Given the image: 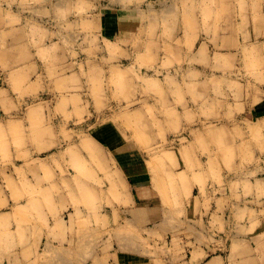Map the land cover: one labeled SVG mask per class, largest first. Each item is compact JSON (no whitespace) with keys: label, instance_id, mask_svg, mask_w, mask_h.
<instances>
[{"label":"crops","instance_id":"crops-1","mask_svg":"<svg viewBox=\"0 0 264 264\" xmlns=\"http://www.w3.org/2000/svg\"><path fill=\"white\" fill-rule=\"evenodd\" d=\"M104 1L6 0L3 5L5 0H0V57L6 54L2 55L4 62L0 58V80L4 78L12 92L24 83L36 92L44 78L52 81L60 76L70 78L63 81V87L78 86L73 80L84 67L83 58L79 60L84 53L92 60L86 71L97 78L102 65L97 61L95 66V53L108 55L112 62L118 59L116 55L122 59L137 56L140 64L156 57L150 62L153 65L161 57V66L162 61L173 63L182 58L187 40L192 48L189 59L205 58L206 47L198 44L200 33L195 32L194 38L180 36L179 29L186 22L196 28L225 23L228 31L220 38L225 43V56L233 53L237 57L233 50L238 27L249 18L255 27L259 25L253 32L264 34V0H205L206 17L196 12L185 18L166 16L162 22L175 27L165 26L163 34L150 31V24H156V18L150 19V15L154 4L167 0ZM174 1L170 7L173 12L183 6L181 0ZM186 5L202 7L195 0H187ZM218 10L223 12L219 16ZM168 45L170 52L164 49ZM5 50L11 52L12 59L19 55L21 59L17 57L13 63ZM49 59L57 60L52 67L58 69L64 64L70 71L52 76L47 68L45 74L43 67L48 66ZM220 64L227 72L235 70L228 66V60H220ZM190 69L200 72L196 66ZM172 77L158 82L167 106L162 116L164 133L157 135V142H163L164 136L169 139L172 150H166L167 156L175 160L167 159L162 152L153 163L145 137L135 139L132 133L133 139L129 130L114 120L90 122L85 125L78 149L91 158L80 144L83 139H92L106 155L98 154L99 162L86 159L84 175L72 188L74 193L66 190L60 194L59 207L54 211L59 217L57 225L50 218L42 225L20 219L19 207L27 204L21 199L36 197L30 198L25 190L22 197L7 188L0 191V264H95V256L98 264H264V90L245 101L247 93L241 82L225 79L224 87L230 86L234 95L230 99L229 90L221 84L216 89L212 80L194 78L183 86ZM135 82L127 84L130 87ZM145 83L150 85L148 80ZM5 88L0 86L4 94L0 98L6 108L12 109L16 99ZM213 88L221 94L209 102L207 94ZM99 98L92 96L91 101H104ZM81 100L67 95L66 107L78 113L81 107L76 109V101L89 121L92 117L86 102L90 98ZM211 103L215 107L210 115L205 114V109L211 110ZM180 105L182 110L177 109ZM219 119L223 123L210 130L196 126L201 121ZM9 120L15 123L20 119ZM143 125L141 118L140 128ZM177 129L181 131L173 135ZM25 163L5 166L11 178L17 181L24 169L42 173L40 163ZM30 206L36 209L38 204ZM95 233H102V238L95 241Z\"/></svg>","mask_w":264,"mask_h":264},{"label":"rangeland","instance_id":"rangeland-1","mask_svg":"<svg viewBox=\"0 0 264 264\" xmlns=\"http://www.w3.org/2000/svg\"><path fill=\"white\" fill-rule=\"evenodd\" d=\"M173 1L167 0L154 4L150 19L151 16H154L156 18V24H150L149 26L152 33L155 31L156 33L163 34L165 26L167 28L175 27V24L171 25V23L162 22V19L166 16L171 17L172 14L175 17L179 15L180 18H185L187 15L194 16L195 12L197 15L204 16L203 4L205 0H195V2L200 1L202 7L190 8L186 5L187 0H181L183 6L180 4L179 9L176 7L177 9L174 12L170 8ZM104 2L107 1L105 0ZM174 3H178V0H175ZM3 5H6V0ZM246 11L250 13L249 8ZM217 12L218 16L223 13L221 10ZM244 17L245 19L247 18L246 16ZM242 19L244 20L243 17ZM253 19H256V17ZM197 26L198 28L194 25L188 26L186 22L185 24L183 23V29L181 27L179 29L181 37L192 36L194 38L195 32L201 34L198 39V44L206 47V56L205 58H196V60L192 59L195 61L194 63L189 59L192 48L188 47L190 41L187 40L184 42L185 55L182 58L180 56L173 63H165L162 61L161 66H158L161 57L157 61V64L153 65L150 62L156 57L150 58L147 63L140 64L137 56L122 59L116 55L118 59L115 58L116 60L112 62L109 60L111 57H108V55L102 53L97 56V53H95V66L98 62H101L100 64L102 65V69L100 68L99 72L96 73L97 78L93 76V72L86 71V65L92 60H88V55L84 53L82 57H79V60L83 58L81 66L84 64V67H82L80 73H75L78 75L73 80L74 83H78V86L73 84V86L63 87L61 85L63 81L65 79L70 80V78H67V76L61 78L60 76L52 81L44 78V84L42 86H36V92L34 90L31 92L30 87L27 85L24 86V83L23 86L14 88V93L10 90L4 78L0 80V86H3V88L6 87V93L9 92L16 99V103L12 105L13 108L9 109L5 107L4 101L0 98V111L5 112L0 113V166L3 165L1 167L2 169L0 168V191L3 193L7 188L13 191L15 196L20 197L26 191V194L30 198L36 197L32 199H21L22 202L27 204L23 208L19 207L20 210L17 213L20 219L28 218L33 223L42 225L47 223V220L50 218L56 222V225L58 224L59 217L54 211H57L55 209L57 205L59 207L60 201L58 200L60 194L66 190H70L71 193L73 192L72 188L76 186L74 185L75 182L78 183L81 180L79 179L81 175H84L82 165L83 167L84 165L86 166V159L91 160L92 158L95 162H99L98 157L105 154L103 149L100 147L97 148L99 145L92 139H83L80 144L82 149L90 153L91 158L85 152L78 149L79 140L86 133L84 129L85 125L91 124L90 122L99 124L108 120H114L121 127L129 130L130 135L132 133L135 134L137 136L135 139L145 137L146 141H148L147 153L153 159V163L158 161L155 159L161 157L159 154L162 152L165 153L167 159L171 161L175 160V157L172 155L167 156L169 152H166V150H172L168 144L169 139L167 140L164 136L162 137L163 142H157V139L160 138L157 135L163 136L164 133L162 116L165 111L164 108L167 106L165 92H162V94L159 92L160 86L158 82L160 78L165 79L169 75H173L172 78L183 86H186L188 84L187 81L190 79L202 78L204 80H212L213 82H211L214 86L216 85V89L223 85L225 79H236L241 82L245 94L247 93L245 101H249L254 93H261L264 90V34L256 35L253 32L254 29L257 31L259 25L255 27V24L251 23L249 18L248 22H244L238 27L239 37L237 38L235 49H232L237 57L233 53L229 54V56L222 54L226 47L220 38L228 31L225 23ZM161 34L159 37H163ZM180 44L182 45L181 38ZM250 47L254 48L255 51L253 52ZM164 49L166 52H170L171 50L169 49V45ZM198 49L200 48L198 47ZM198 49L195 48L194 51H198ZM44 53H47V51ZM124 55L122 54V56ZM220 60H228V66L231 65V68L235 70L227 72L225 68H222ZM210 62L212 63L210 64ZM54 63H57V60L49 59V62H47L48 66L45 65L43 67L45 74L47 68L49 74L52 76L65 75L67 71H70V68H64L66 65L60 62L59 64L61 65L58 69L52 67ZM194 66L200 69V72H191L190 67ZM162 69H165V71H162ZM36 75H38V72ZM133 80H136V82L129 87L127 83ZM146 80H148L150 85H144L146 84ZM83 84L84 86H82ZM259 86L261 87L259 88ZM89 87L91 90H89ZM222 87L226 89L224 85ZM33 88L35 89V87ZM216 89L213 88L211 93L207 94V101L213 102L221 94ZM230 89L229 86L226 90H229V98L232 99L234 95ZM256 89L259 90L257 91ZM160 91L162 90L160 89ZM2 93L0 92V96L4 95ZM94 93L95 95H93ZM67 95L69 97L76 95L79 102L82 101L81 97H86V99L90 98L86 102V105L90 108L91 112L89 113V117H92L91 120L88 121L85 119V115H83L81 110L83 106L77 105L76 101H73L76 109L81 107L78 113H75L76 110L72 108H70L72 110L67 109L69 106L67 103ZM92 96L95 99L99 97L103 98L104 101L99 100L94 104L91 101ZM11 99L13 100V98ZM211 105V110H204L205 114L210 115V111L215 107V104L211 103ZM216 106L218 110L219 105L216 104ZM177 109L182 110L181 105ZM12 118L20 120L11 123L9 119ZM141 118H143L144 123L142 128H140ZM220 122L223 123L222 119L216 121H201L196 126L210 130L211 127L216 128L220 126ZM143 128L144 130L141 134ZM180 131V129H177L173 135L178 134ZM135 135H131V137L134 139ZM93 143H95V146ZM31 161L41 164V174L40 172H32L31 170H29V173L28 169H24L25 171L18 173L19 178L16 181L11 178L10 171L5 167L6 165H14V163L24 164V162H26V165ZM6 170L9 174H6ZM28 174H30V178ZM22 190L25 191L21 192ZM34 202L38 204L36 209H33L32 206L27 207L28 204L34 205ZM42 211H44V214H40ZM129 231L133 235L134 233L137 236L140 235L137 231ZM99 236L102 238V233H95V241ZM97 262V256H95V264H98Z\"/></svg>","mask_w":264,"mask_h":264},{"label":"bare ground","instance_id":"bare-ground-1","mask_svg":"<svg viewBox=\"0 0 264 264\" xmlns=\"http://www.w3.org/2000/svg\"><path fill=\"white\" fill-rule=\"evenodd\" d=\"M21 45H22V44H21ZM18 46H19V45H18ZM16 47H17V46H16ZM22 47H23V46H22ZM25 49H26V48H25ZM9 50H11V48H10ZM9 50H8V52H9L10 54H9V55L7 54V56H8L9 58H11L12 56L10 57L11 52H10ZM13 51H15V50H13ZM3 52L5 53V52H7V50H5V51H3ZM8 52H7V53H8ZM19 52H20V50H19ZM19 52H18V53H19ZM1 53H2V51H1ZM12 53H13V52H12ZM14 54H15V52H14ZM2 55L4 56V55H6V54H3V53H2ZM2 55H1V57H2L1 60H3V56H2ZM12 55H13V54H12ZM17 55H18V54H17ZM7 56H6V57H7ZM1 57H0V58H1ZM6 57H4V58H6ZM13 57H14V59L11 58V60H13V63H14V61L18 60L17 57H20V55L17 56L16 58H15V56H13ZM7 59H8V58H7ZM15 59H16V60H15ZM20 59H21V57H20ZM5 60H6V59H5ZM5 60H3V62H4ZM9 61H10V60H9ZM96 80H97V79H96ZM217 103H218V102H217ZM208 110H210V109H208ZM148 161H149V160H148ZM150 162H151V161H150ZM150 162H148V164H149ZM155 165H156V164H155ZM162 165H163V164H162ZM153 168H154V167H153ZM185 176H186V175H185ZM158 178H159V177H158ZM153 181H154V180H153ZM156 181H158V179H156ZM159 181H160V180H159ZM173 181H174V180H173ZM154 182H155V181H154ZM157 183H159V182H157ZM160 183H161V182H160ZM160 183H159V184H160ZM165 183H166V182H165ZM159 184H158V185H159ZM253 184H254V183H253ZM158 185H157V186H158ZM160 185H161V184H160ZM163 185H165V184H163ZM157 186H156V187H157ZM161 186H162V185H161ZM173 186H174V185H173ZM248 186H249V185H248ZM115 187H116V186H115ZM123 187H124V186H123ZM162 187H163V186H162ZM164 187H165V188H168V187H166V185H165ZM117 189H118V188H117ZM158 189H159V188H158ZM161 189H162V188H161ZM164 190H165V189H164ZM167 190H168V189H167ZM113 191H114V190H113ZM113 191H112V192H113ZM115 192H116V191H115ZM165 193H166V192H165ZM168 193H169V191H168ZM166 194H167V193H166ZM162 195H163V192H162ZM168 195H169V194H168ZM165 196H166V195H165ZM171 196L173 197V195H171ZM171 196H170V197H171ZM170 197H169V198H170ZM165 199H166V197H165ZM172 199H173V198H172ZM162 200H163V199H162ZM170 200H171V198H170ZM117 204H118V203H117ZM117 206H118V205H117ZM133 212H134V211H133ZM172 213H173V212H172ZM132 215H133V214H132ZM241 261H243V260H241ZM247 261H248V260H247ZM239 262H240V261H239ZM239 264H241V263H239ZM248 264H249V263H248Z\"/></svg>","mask_w":264,"mask_h":264}]
</instances>
